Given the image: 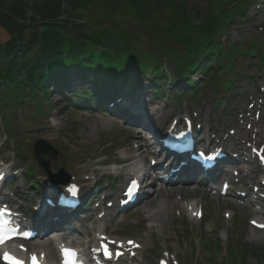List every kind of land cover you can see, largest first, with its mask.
<instances>
[{"label":"rangeland","instance_id":"1","mask_svg":"<svg viewBox=\"0 0 264 264\" xmlns=\"http://www.w3.org/2000/svg\"><path fill=\"white\" fill-rule=\"evenodd\" d=\"M211 1L212 0H199L198 6L202 7V15H205L210 8ZM256 1L257 0H239V2L245 5L255 3ZM107 3L108 0H99L86 6V9H81L76 14L64 18L67 19L66 24L70 25L66 28H62L61 32L69 38L73 37L71 24L76 22L74 17L79 14L82 17L80 20L87 21L89 25L97 24L100 26L99 28L102 29L104 27L111 32L119 33L120 36L129 38L133 32H140L139 35H141L142 41L145 42L149 48L156 49L157 46L155 42L153 40L150 41V35L145 34V31L150 30L149 27L146 23H142L141 19H138L135 15V11L128 4L127 0H118L116 3L115 0H109V3H111V6L108 5L109 7H106ZM191 3L192 5L196 4L194 0H191ZM65 8L66 7H64V9ZM248 16L251 15L248 14ZM254 19L255 18H251V20L246 19L243 21V19L236 17L234 23L228 25L226 33L224 31V34H222L216 42H221L226 46V44H237L238 41H240L249 46L252 39L255 37V25L257 26L261 21L264 24V9L260 10L258 17ZM94 27H96V25ZM141 30H143V32H141ZM9 38L10 34L0 27V48L3 47L4 43ZM35 47L36 46H34V48ZM152 57L154 58V56ZM253 62L255 61H252V64L248 65V60H246L245 57H240L235 60L234 65L237 66L235 73L240 79L238 80V84L233 88L245 87L244 84L247 79L244 76L245 73H242V71H257L259 67L254 66ZM166 66L168 67L167 71L170 77L175 78L177 67L174 65V59L173 61H168V65ZM229 67L230 64L226 66L224 71L228 70L227 68ZM260 72V74L264 75V68H262ZM216 75V68L213 66L212 70L208 72V76L203 81L205 87L201 89L193 99H191V94L179 97L174 92V86L169 85V82H167L164 86V94L161 91L159 92V96L157 97L159 99L152 96L154 103L158 105V109L166 105L167 108H165L166 110L164 111L165 113L170 111L169 114L171 116H176L189 108H192V112H199L204 105L206 108L212 104L216 106L218 111L216 123L218 126H223L225 132L227 127L225 124L226 116L223 113V106L232 103L233 107L236 109L233 114V116H235L247 106V103L245 95L233 97L236 101V103H234L233 99H228L226 96L224 97V93H221L220 90L216 91V88H214L215 84H213L218 80ZM190 78L196 83H200L198 82L199 76L195 75V73L190 74ZM260 78L263 80V76H260ZM143 80H145L144 77L136 78L134 83L136 82L138 88L141 89L146 84ZM110 81L112 83L123 84L124 89L128 86L126 85L128 80L116 82L113 78ZM261 82L262 81H260V83ZM84 83L85 81H80L73 86L78 91L83 87ZM148 84L150 83L148 82L147 85ZM90 85L91 84H87L89 88L87 94L92 93L90 90L92 86ZM60 92L61 91L52 89L48 94L47 100L44 102L41 100L39 102L41 96L39 91L35 90L30 93L32 104L27 102L15 108V114L12 118L18 128L17 137L19 139L17 140L16 138L15 141H8L5 132H3L4 125H2L3 129L0 127V155L4 160L11 161L13 160V153H21V156L25 158L24 161L21 162L25 167L27 166V169H33L35 162L31 157L33 155L31 154L32 145L37 139L41 138L57 151L56 159L53 161L54 167H52L51 171H56L60 166H63L65 168L64 171L70 175L75 173V170H81L82 172L88 171L87 174L96 170L95 181H107L106 186L100 190L101 198L105 197L103 203H111L121 192V189L117 187L121 185L123 176V174H121V178L119 179L118 177L120 174H118L117 177L114 171L115 168L110 166L112 161L122 157V155L117 154L116 149L122 145L129 146L131 142L134 143L139 135L133 134L134 130L129 128L128 124L122 119L112 116L111 112L104 111L98 113L94 110L95 108L80 111L76 110L74 107H70L69 105L73 102L71 97L66 93ZM43 98L46 99V96ZM150 98L151 97L148 95V99ZM175 99H179V102H175ZM238 99L240 103H238ZM89 102L92 103V101ZM218 103L221 104V107L218 106ZM38 105L43 109V117L40 115L38 116L33 110L34 107H38ZM225 113L227 114L228 112ZM259 116L261 117L258 120L255 117L249 124L242 125L237 131V135L244 136L252 132V134L262 135L264 138V107ZM3 123L5 122L3 121ZM49 124H57V128L54 131H47ZM256 139L255 141L249 140L248 142L253 141L258 146L264 145V140H260L259 137ZM109 142L113 144L112 148H107V146H105ZM102 154H107L108 156ZM17 158L18 157H16V159ZM18 160H21V158H18ZM108 164L109 167H105V165ZM259 175L261 174L259 173ZM109 180H111L112 183H110ZM254 180L257 183L258 177L254 176ZM79 184L85 186L86 181L79 182ZM108 185L112 188L109 189ZM7 197L8 200L12 199L9 193ZM200 199L201 197L196 198V200L202 204V208L205 212V219L202 222H193L188 216L182 213L180 217V212L175 209L173 215L167 218V223H169V225L165 232L156 228L148 229L146 220L142 219L140 217L141 215L136 212L138 207L131 210L129 209V211L124 214L123 220H119V217H115L111 222H108V219L105 218L107 224L98 225L99 223H97V225L92 226L90 223H85L84 225L80 224L79 231L83 234V228L86 230L90 228L88 231L92 232L94 227H98V229H104L105 233L112 238L143 239L146 241L147 245L144 252L148 264H157L158 259L166 254L171 258V264H229L231 257L226 254V251H231V254H234V250L238 247L240 242L247 243L251 246V248H248L251 254H255V250L264 249V231H257L251 228L249 224V220L256 216L254 209H243L242 206L230 201V199L222 200L219 194L207 196L206 198L204 197L202 202H200ZM94 208L95 207H93V209ZM93 209H91L93 213H98V211ZM111 212L112 210H108V214ZM225 213H231V218L228 219L224 217ZM75 223H77V221H75ZM70 228V225H66L67 231ZM79 238L80 242H83V236H79ZM209 240L216 242L219 245V249L211 253L213 248L205 247V244H207ZM209 251L211 253L210 255ZM143 264H145V262ZM246 264L257 263H255L253 259H250Z\"/></svg>","mask_w":264,"mask_h":264},{"label":"trees","instance_id":"2","mask_svg":"<svg viewBox=\"0 0 264 264\" xmlns=\"http://www.w3.org/2000/svg\"><path fill=\"white\" fill-rule=\"evenodd\" d=\"M97 1L0 0V27L10 34L0 48V112L9 116L15 106L31 101L30 93L35 90L43 97L52 89L67 92L79 104H85L88 97L97 101L94 92H76L70 85L72 76L92 83L100 94L108 85L122 89L118 84H108V73L112 72L119 81H132L149 69L160 75L164 73L163 66L173 59L177 67L173 85L180 91L195 90L191 72L207 73L212 63L219 65L216 59L220 55L222 59L238 56L236 46L227 49L213 41L221 32L216 25L222 29V23L242 15L243 10L229 4V0H212L205 15L201 14L199 0H194L193 5L191 0H127L138 19L149 27L145 34L150 35L156 49L142 41L140 32H133L129 38L120 36L97 24L89 25L80 20L79 14L71 24L73 37L61 32L70 25L64 18ZM110 4L108 0L106 7ZM160 87L158 84L157 89ZM7 126L14 130L10 121ZM248 248L251 247L241 243L231 264H246L250 258L264 264V249L251 254Z\"/></svg>","mask_w":264,"mask_h":264},{"label":"bare ground","instance_id":"3","mask_svg":"<svg viewBox=\"0 0 264 264\" xmlns=\"http://www.w3.org/2000/svg\"><path fill=\"white\" fill-rule=\"evenodd\" d=\"M216 61L218 62L219 65H221L222 62V57L220 55V57L218 59H216ZM154 66V64H152V67ZM147 81L151 84H153L156 88L158 86V84H160V88H158V90H160L161 92L164 91V86L166 84L168 77L170 76L168 73H163V74H153L152 72H147ZM189 74V73H187ZM192 74V73H190ZM146 75V74H145ZM144 75V76H145ZM201 83V81H199ZM170 84V83H169ZM148 91V90H147ZM142 93V92H141ZM196 91H194V93L192 94V97L195 96ZM126 94V103H130L131 108L130 110H138V109H142L143 106H145V100L143 99V97L146 94H140L139 92V88L135 89L132 88L128 91V93ZM127 95H133V96H127ZM141 95H143L141 97ZM41 99H43L44 102V98L41 97ZM156 110V109H154ZM148 112V111H147ZM157 113V112H156ZM170 113V111H167L166 114L168 115ZM152 114V113H151ZM153 115V114H152ZM163 115H159L158 118L163 120ZM162 123V121H161ZM139 152L141 153V155H145L147 152H149L148 148L146 145L143 144V146L140 148ZM239 162V161H238ZM158 165L161 166L162 161H158L157 163ZM132 164L127 165L126 167L122 168V171H124V175L125 176H130L132 175ZM236 166V165H235ZM163 169V168H162ZM161 169V170H162ZM157 170H159V168H157L155 170V168L153 169V172L155 175L157 173ZM262 170V169H261ZM147 172V170L145 171ZM88 178H91L88 175ZM158 178H152V180L150 181V187L151 185L154 186L152 193H149L148 196L142 201L140 202V206L138 207V210L136 211L137 214L141 215L140 217L144 220H146V222L148 223V229H160L162 231L165 232L166 228L168 227L169 223H167V218H169V216L171 215L172 211L174 209H178L180 212H187L188 210H186L187 207H195L197 206V204L193 203V204H183L182 200H186L190 197L191 194L197 195L198 193L200 194H206L204 193V189L198 190V189H186L185 191H182L180 189H178L177 191L175 190H168L166 189L167 185H165L164 187H157V183H158ZM52 187V186H51ZM59 186H56V188H58ZM221 188L222 185H220L218 192H221ZM152 189V188H151ZM47 193L50 194V191L47 190ZM192 219V221L194 220L191 217V213H190V217ZM254 220L256 223H258L257 227H260L262 225L259 224H263L264 225V217H261L259 219H252ZM83 225V224H82ZM84 230V229H83ZM89 233H86V236ZM51 236V235H50ZM100 236V235H99ZM96 236L94 235L91 239L92 242L96 239ZM86 241L84 243H80V251L83 252H91L90 247L86 246L87 244H85ZM35 247H40L41 249H43L44 253H46L45 257H46V262H48V264H54L57 262V249H56V245H55V241L54 240H49V241H42L41 243L38 244H31L30 245V252L32 253L35 250ZM92 251H96V248H94ZM139 252L143 253V249H140ZM167 258H165L166 260ZM0 264H2L0 262Z\"/></svg>","mask_w":264,"mask_h":264},{"label":"snow or ice","instance_id":"4","mask_svg":"<svg viewBox=\"0 0 264 264\" xmlns=\"http://www.w3.org/2000/svg\"><path fill=\"white\" fill-rule=\"evenodd\" d=\"M2 241H3V237L0 236V242H2ZM113 243H114V242H113ZM130 243H131V242H130ZM101 247H102L103 250H104V254H105L106 256H108L109 258H111V256H112V252L108 249L107 244H102ZM62 251L64 252V255H65L66 257H68V258H74L75 255H76L74 251L69 250V249H63ZM3 258H4L6 261H8V264H24V262H23L22 260H19V259H17L16 257L11 256V255L8 254V253H4V254H3ZM32 262H33V264H37V262H36V258H35L34 256L32 257ZM72 264H75L74 259L72 260Z\"/></svg>","mask_w":264,"mask_h":264},{"label":"water","instance_id":"5","mask_svg":"<svg viewBox=\"0 0 264 264\" xmlns=\"http://www.w3.org/2000/svg\"><path fill=\"white\" fill-rule=\"evenodd\" d=\"M34 150L36 152V158L38 159L39 163L43 164L46 166L45 162L41 159V156L43 154H46V153H49L51 154L52 156H55V151L51 150L50 148L47 149V148H43L42 150V145H41V142H38L35 144L34 146Z\"/></svg>","mask_w":264,"mask_h":264}]
</instances>
